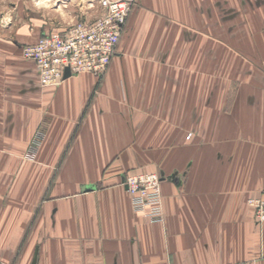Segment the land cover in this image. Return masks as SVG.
Wrapping results in <instances>:
<instances>
[{
    "label": "crops",
    "instance_id": "1",
    "mask_svg": "<svg viewBox=\"0 0 264 264\" xmlns=\"http://www.w3.org/2000/svg\"><path fill=\"white\" fill-rule=\"evenodd\" d=\"M138 1L104 77L44 88L22 47L47 9L34 28L0 0L2 264H264V0ZM208 71L248 75L231 112ZM141 173L162 177L163 222L122 185Z\"/></svg>",
    "mask_w": 264,
    "mask_h": 264
},
{
    "label": "built area",
    "instance_id": "2",
    "mask_svg": "<svg viewBox=\"0 0 264 264\" xmlns=\"http://www.w3.org/2000/svg\"><path fill=\"white\" fill-rule=\"evenodd\" d=\"M96 1H100L105 9L100 17L89 22L78 21L67 28L44 33L36 43L22 47L24 58L35 63L42 87H60L66 80L67 70L71 76L89 73L98 79L108 71L118 53L134 1L90 2ZM61 3L62 1L59 2L60 5ZM161 184L162 177L156 173L128 174L122 183L131 195L134 210L144 213L154 223L165 219ZM248 204L255 211L256 221L263 224L264 196L250 198ZM2 263L0 255V264Z\"/></svg>",
    "mask_w": 264,
    "mask_h": 264
},
{
    "label": "rangeland",
    "instance_id": "3",
    "mask_svg": "<svg viewBox=\"0 0 264 264\" xmlns=\"http://www.w3.org/2000/svg\"><path fill=\"white\" fill-rule=\"evenodd\" d=\"M16 4H18V8L15 11V16L20 18L21 20L29 21L32 27L35 28V25L39 27V19H44L43 15H39L40 11L47 9V20L52 25L53 30L67 28L75 22L78 21H93L96 18L100 17L104 12V7L101 5L100 1H96L91 3V0H14ZM62 1L61 5L59 2ZM134 4L131 10V13L127 19V23L125 26V31L127 29L130 17L133 14L134 9L138 6V0H133ZM58 2V3H57ZM92 4V6L90 5ZM94 4V5H93ZM60 8V9H59ZM42 14V13H41ZM40 16V17H39ZM49 31V32H50ZM215 31V30H214ZM212 31L207 29V34H211ZM212 46L209 45V42L206 43V50H211ZM213 60L212 66L209 68L207 63V69H213ZM211 64V63H210ZM215 69V68H214ZM210 71L206 74V83H207V91L206 96L209 102H219L226 103L223 106L224 111L222 112H231L233 109L232 100L237 97L238 85L241 82H246L248 80V75H233L229 73H223L222 75H213L209 74ZM219 77V78H216ZM252 82H260L262 81L261 75H252L250 76ZM250 79V80H251ZM221 85V88L219 89ZM216 86V88H214ZM245 91V90H244ZM187 96H198L197 90L191 91H183ZM181 96V95H180ZM227 100V102L225 101ZM211 110L214 109L213 106H208ZM142 174V173H141ZM147 174V173H143ZM158 174V173H156ZM160 175V174H159Z\"/></svg>",
    "mask_w": 264,
    "mask_h": 264
},
{
    "label": "water",
    "instance_id": "4",
    "mask_svg": "<svg viewBox=\"0 0 264 264\" xmlns=\"http://www.w3.org/2000/svg\"><path fill=\"white\" fill-rule=\"evenodd\" d=\"M70 76H71V74H70L69 70H67V71H66V75H65V77L68 78V77H70Z\"/></svg>",
    "mask_w": 264,
    "mask_h": 264
}]
</instances>
